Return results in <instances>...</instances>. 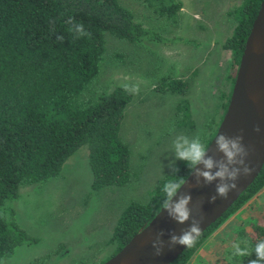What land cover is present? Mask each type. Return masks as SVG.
I'll list each match as a JSON object with an SVG mask.
<instances>
[{"label": "trees", "instance_id": "trees-1", "mask_svg": "<svg viewBox=\"0 0 264 264\" xmlns=\"http://www.w3.org/2000/svg\"><path fill=\"white\" fill-rule=\"evenodd\" d=\"M261 0H242L235 9L232 33L221 43L230 52L217 125L198 136L146 201H129L121 210L108 242L117 252L148 222L187 176L215 134L226 110L240 57ZM159 15L172 19L181 0H147ZM107 33L129 41L151 32L120 0H0V259L22 243H35L16 218L12 204L19 188L59 173L66 158L88 146L91 187L126 184L131 177L130 148L120 136L124 110L132 97L125 85L87 95L105 51ZM157 38V37H155ZM189 82L164 77L156 88L182 95L181 123L191 126ZM264 187V164L253 182L222 216L192 240L169 264H188L202 241ZM229 228L233 245L222 247L226 264H264V215L254 213ZM228 237V236H226ZM223 239V238H222ZM218 257H216L217 259Z\"/></svg>", "mask_w": 264, "mask_h": 264}, {"label": "rangeland", "instance_id": "rangeland-1", "mask_svg": "<svg viewBox=\"0 0 264 264\" xmlns=\"http://www.w3.org/2000/svg\"><path fill=\"white\" fill-rule=\"evenodd\" d=\"M120 2L157 38L129 41L107 33L99 71L86 94L95 97L118 84L131 90L120 126L130 148L131 177L126 184L92 188L88 146L80 145L58 174L20 186L12 201L16 218L38 240L17 245L0 264L94 263L109 256L114 245L107 240L121 210L131 200L146 201L223 112L220 94L230 52L221 43L232 33L242 0H181L172 19L155 12L147 0ZM176 76L189 82L185 97L192 127L177 113L182 95L156 88L162 78ZM254 213L264 215V187L202 241L188 264H226L222 247L234 244L229 228Z\"/></svg>", "mask_w": 264, "mask_h": 264}, {"label": "water", "instance_id": "water-1", "mask_svg": "<svg viewBox=\"0 0 264 264\" xmlns=\"http://www.w3.org/2000/svg\"><path fill=\"white\" fill-rule=\"evenodd\" d=\"M264 164V0L226 110L203 152L155 215L99 264H169L253 182Z\"/></svg>", "mask_w": 264, "mask_h": 264}]
</instances>
